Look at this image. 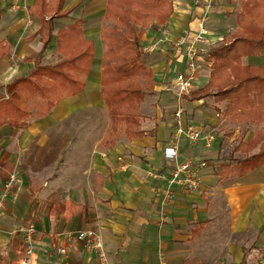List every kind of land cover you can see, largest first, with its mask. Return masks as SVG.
Instances as JSON below:
<instances>
[{
  "label": "crops",
  "instance_id": "obj_1",
  "mask_svg": "<svg viewBox=\"0 0 264 264\" xmlns=\"http://www.w3.org/2000/svg\"><path fill=\"white\" fill-rule=\"evenodd\" d=\"M35 1L0 0V91L6 94L5 87L29 75L39 60L44 66L60 62L65 56L58 51L57 32L79 20L84 23L77 38L92 41L95 56L89 74L68 73L69 82L58 78L56 90L37 97L47 108L42 114L31 116L25 126L0 128V191L10 172L20 177L0 212V264H22V228L29 224L36 227L35 264H99L76 238L84 229L101 235L113 264H160L162 256L169 264H264V164L241 177L220 175L221 165L244 156L232 155L236 139L256 137L261 127L224 117L213 96L188 99L184 117L214 135L212 145L185 139L180 148L181 161H206L202 186L178 190L162 214L170 169L165 148L176 106L175 80L168 76L173 66L185 67L187 46L177 41L198 30L206 0H173L166 25L143 36V45L155 46L148 63L153 80L165 77L168 84H153V114L146 113L151 107L146 98L145 135L132 140L121 130L110 131L102 98L107 0H67L64 10L71 12L54 20L47 46L42 19L32 12ZM243 1L215 2L206 23L214 40L224 36L227 41L237 31ZM243 62L264 66V51ZM209 78L204 63L193 92Z\"/></svg>",
  "mask_w": 264,
  "mask_h": 264
},
{
  "label": "trees",
  "instance_id": "obj_2",
  "mask_svg": "<svg viewBox=\"0 0 264 264\" xmlns=\"http://www.w3.org/2000/svg\"><path fill=\"white\" fill-rule=\"evenodd\" d=\"M67 0H36L32 12L42 19L45 45L53 38L54 20L68 16ZM103 41L107 46L101 68V92L110 118V131L121 130L129 139L142 137V104L153 94L141 83L142 75L151 70L143 56V36L148 27L165 26L173 12V0H107ZM1 17V10H0ZM239 26L228 41L212 48L209 56L208 83L192 99L213 96L216 107L232 122L261 127L256 137L246 141L237 138L232 150L244 156L221 165L222 177H241L264 164V66L244 64L243 59L264 51V0H244L236 15ZM79 20L60 28L58 51L64 58L55 65L37 61L29 75L14 79L0 91V128L5 124L25 126L31 116L47 109L36 102L58 87V78L69 82L68 73L89 74L95 56V45L82 34ZM152 74V73H151ZM153 77V76H152Z\"/></svg>",
  "mask_w": 264,
  "mask_h": 264
},
{
  "label": "built area",
  "instance_id": "obj_3",
  "mask_svg": "<svg viewBox=\"0 0 264 264\" xmlns=\"http://www.w3.org/2000/svg\"><path fill=\"white\" fill-rule=\"evenodd\" d=\"M217 0H206V5L200 15L199 28L193 35H184L177 41V45H186V65L184 70L178 71L175 78L176 106L173 113L175 121L174 131L171 136L169 145L165 148V158L170 165L167 184L161 199L162 214H165V209L175 198L178 190L193 192L197 191L202 186V170L206 166V161H194L180 159L181 143L184 139L190 143H198L201 140H206L208 147L212 145L214 135H206L203 127L194 122H185L184 117L187 112L186 103L187 96L191 94L195 88V80L198 72L203 68L204 63L209 61L210 52L218 43L225 41L224 36H218L216 40L211 37V31L206 23L210 18V13L214 8ZM145 52H153L154 45H145ZM20 177L16 171H12L6 177L2 189L0 191V212L4 208L5 199L12 193L14 187L19 182ZM164 220V217L162 218ZM36 227L34 224H29L22 228V237L24 242L25 255L22 259V264H35L34 255L36 252ZM76 238L82 242L84 248L95 254L99 259V264L111 263L105 243L101 235L95 229L79 230L76 233ZM58 252L66 253L65 248H59ZM160 264H169L166 257L162 256Z\"/></svg>",
  "mask_w": 264,
  "mask_h": 264
},
{
  "label": "rangeland",
  "instance_id": "obj_4",
  "mask_svg": "<svg viewBox=\"0 0 264 264\" xmlns=\"http://www.w3.org/2000/svg\"><path fill=\"white\" fill-rule=\"evenodd\" d=\"M161 28V27H160ZM148 29H152V27H148ZM231 39V38H230ZM226 40L228 41V38H226ZM218 45V44H217ZM145 45H143V47H144ZM159 51V50H158ZM143 52H144V56H143V59H144V61H145V63L148 65V63L149 62H151L153 59L152 58H150L149 56H150V54H152L153 52H145L144 50H143ZM179 67H178V70L180 71V69H181V71H182V69L184 70V68H182V66H180V65H178ZM173 69H174V71H172V73L170 72V75L168 76L169 78H171V79H173V80H175V78H176V76H177V70H176V67L175 66H173ZM152 73V72H151ZM150 73V75H142V77H141V83H142V85L144 86V88L146 89V90H148V91H153V84L154 83H160V84H163V83H165V84H168L167 82H166V78L164 77L163 79H161V80H158V79H156V82H155V80H153V78H152V74ZM197 82V81H196ZM67 88V90L71 87L72 88V86H66ZM164 90H166V88L164 89ZM194 94V92H192L191 94H189L188 96H187V99H192V95ZM206 96H204L203 98H205ZM209 97H211V96H209ZM147 98H148V100H149V102L148 103H151V107L149 108V109H147L146 110V113L147 114H153V108H152V102L154 101V100H156L157 99V97H156V94H150V95H147ZM174 98V94L172 95V99ZM201 99V98H200ZM185 140V139H184ZM228 156V155H227Z\"/></svg>",
  "mask_w": 264,
  "mask_h": 264
}]
</instances>
